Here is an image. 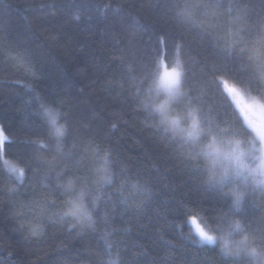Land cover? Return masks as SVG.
Wrapping results in <instances>:
<instances>
[{"label":"trees","instance_id":"obj_1","mask_svg":"<svg viewBox=\"0 0 264 264\" xmlns=\"http://www.w3.org/2000/svg\"><path fill=\"white\" fill-rule=\"evenodd\" d=\"M177 49L190 93L221 111L217 75L262 87L264 0H0V129L12 138L2 143L27 169L17 183L0 168V264H104L110 254L98 232L49 219L54 209L43 195L54 182L45 186L50 170L37 157L50 155L54 142L37 93L66 113L65 150L75 147L64 160L72 173L86 174L99 146L120 176L150 189L135 202L114 195L102 204L120 264H247L185 238L178 227L185 206L212 215L226 205L199 186L175 145L147 127L137 108L136 81L161 51L171 58ZM242 216L264 236V199L253 197Z\"/></svg>","mask_w":264,"mask_h":264},{"label":"clouds","instance_id":"obj_2","mask_svg":"<svg viewBox=\"0 0 264 264\" xmlns=\"http://www.w3.org/2000/svg\"><path fill=\"white\" fill-rule=\"evenodd\" d=\"M187 74L178 49L171 58L166 50L161 51L154 57L149 74L136 81L134 93L138 110L146 114L145 125L174 144L182 162L197 174L199 186L226 205L212 215L202 208L185 206L183 223L178 227L187 229L186 239L218 249L225 259L243 258L247 264H264V236L250 231L242 216L253 197L264 199V78L262 87L254 89L227 75H217L215 85L222 110L216 111L214 106L206 107L202 97L190 93ZM36 99L38 115L54 142L50 155L37 157L50 170L45 174V186L49 178L54 182V190L43 195L45 204L54 209L49 219L69 231L98 232L110 253L104 264H120L119 254L111 253L110 238L115 230L102 204L114 195L121 203L135 202L137 197H148L150 189L139 180L120 176L110 151L99 146L91 148L95 163L88 172L72 173L64 160L72 156L75 147L73 144L65 150L69 134L66 113L41 100L39 93ZM11 141L0 129V168L22 183L27 178L25 165L7 157L3 148L2 142ZM34 143L48 148L45 139L37 138ZM57 192L61 199H57Z\"/></svg>","mask_w":264,"mask_h":264}]
</instances>
